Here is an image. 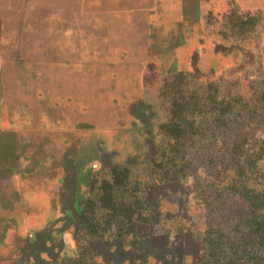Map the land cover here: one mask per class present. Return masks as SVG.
Instances as JSON below:
<instances>
[{
	"label": "rangeland",
	"instance_id": "374dc122",
	"mask_svg": "<svg viewBox=\"0 0 264 264\" xmlns=\"http://www.w3.org/2000/svg\"><path fill=\"white\" fill-rule=\"evenodd\" d=\"M263 141L264 0H0V264H264Z\"/></svg>",
	"mask_w": 264,
	"mask_h": 264
},
{
	"label": "trees",
	"instance_id": "16d2710c",
	"mask_svg": "<svg viewBox=\"0 0 264 264\" xmlns=\"http://www.w3.org/2000/svg\"><path fill=\"white\" fill-rule=\"evenodd\" d=\"M170 127V125L168 126ZM264 145V141H263ZM127 168H121L119 170H112L111 173L113 174L114 179L116 178H123L128 174ZM124 179L121 180L123 182ZM104 199V198H103ZM250 206L255 213L251 220L249 221L251 232L254 235V241L256 240L259 247L264 248V198H255L251 201ZM253 254H256V251H252ZM258 264V263H257ZM261 264V261L259 262ZM263 264V263H262Z\"/></svg>",
	"mask_w": 264,
	"mask_h": 264
},
{
	"label": "crops",
	"instance_id": "0c3cea01",
	"mask_svg": "<svg viewBox=\"0 0 264 264\" xmlns=\"http://www.w3.org/2000/svg\"><path fill=\"white\" fill-rule=\"evenodd\" d=\"M93 12H94V10H93ZM108 16H109V14H108ZM108 16H107V17H108ZM117 16H118V13H117ZM96 26H97V25H96ZM95 29L98 31V28H97V27H95ZM107 32H108V31H107ZM109 46H110V44H109ZM109 58L111 59V57H108V59H109ZM110 59H109V60H110ZM107 63H108V64H111V63H113V62H112V61H107Z\"/></svg>",
	"mask_w": 264,
	"mask_h": 264
}]
</instances>
